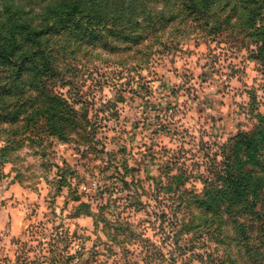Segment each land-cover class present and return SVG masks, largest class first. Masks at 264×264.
<instances>
[{
	"label": "rangeland",
	"instance_id": "obj_1",
	"mask_svg": "<svg viewBox=\"0 0 264 264\" xmlns=\"http://www.w3.org/2000/svg\"><path fill=\"white\" fill-rule=\"evenodd\" d=\"M148 24L140 15L131 33L54 39L68 47L54 90L81 123L65 140L0 139V264H264L210 255L193 232L175 250L160 219L172 176L201 193L211 162L264 120V62L200 18L142 34Z\"/></svg>",
	"mask_w": 264,
	"mask_h": 264
},
{
	"label": "trees",
	"instance_id": "obj_2",
	"mask_svg": "<svg viewBox=\"0 0 264 264\" xmlns=\"http://www.w3.org/2000/svg\"><path fill=\"white\" fill-rule=\"evenodd\" d=\"M150 1L0 0V139L42 134L65 140L81 119L55 93L57 56L74 36L101 40L108 27L113 35L131 33L140 15L149 22L142 34H158L179 16L200 18L210 34L242 35L243 47L254 46L253 57L264 62V0H160L154 12ZM55 38L66 44L60 51ZM225 153L211 162L201 193L182 187L183 176L171 177L175 188H168L171 202L160 219L175 250L179 237L193 232L210 255L264 256V120L232 139Z\"/></svg>",
	"mask_w": 264,
	"mask_h": 264
}]
</instances>
